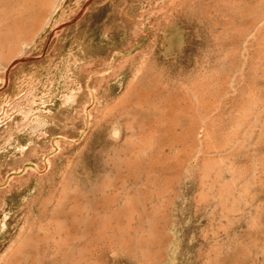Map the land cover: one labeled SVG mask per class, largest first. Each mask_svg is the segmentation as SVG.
<instances>
[{"label":"rangeland","instance_id":"374dc122","mask_svg":"<svg viewBox=\"0 0 264 264\" xmlns=\"http://www.w3.org/2000/svg\"><path fill=\"white\" fill-rule=\"evenodd\" d=\"M0 264H264V0H0Z\"/></svg>","mask_w":264,"mask_h":264}]
</instances>
